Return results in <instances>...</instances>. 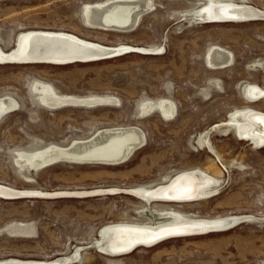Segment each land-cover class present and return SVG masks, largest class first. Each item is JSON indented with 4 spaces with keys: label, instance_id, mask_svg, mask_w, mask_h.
Listing matches in <instances>:
<instances>
[{
    "label": "rangeland",
    "instance_id": "obj_1",
    "mask_svg": "<svg viewBox=\"0 0 264 264\" xmlns=\"http://www.w3.org/2000/svg\"><path fill=\"white\" fill-rule=\"evenodd\" d=\"M110 1L0 2V37L6 50L26 31L67 32L107 46L164 48L159 55L127 52L91 63L0 65V96L11 94L21 103L19 111L0 123V184L46 194L121 190L79 198L0 197V260L51 261L79 250L71 264H264V223L241 222L226 231L171 238L119 257L98 248L103 227L149 222L141 213L146 204L126 189L207 170L211 161L222 171L216 194L185 204L159 202L158 208L207 219L264 218V147L257 149L232 132L221 133L234 112H264V99L248 103L241 90L245 84L264 89V69L255 67L264 62V20L191 24L180 14L192 9L189 0H151L155 8L133 32L88 27L86 6ZM249 4L264 10V0ZM215 47L232 54L230 67H209L208 55ZM36 82L52 85L63 96H112L120 103L50 110L32 94ZM163 99L175 103L174 119L139 113L143 103ZM131 126L140 128L147 142L123 165L63 163L37 172L16 165L18 151L67 147L105 129ZM200 134L207 136L203 146L196 143Z\"/></svg>",
    "mask_w": 264,
    "mask_h": 264
},
{
    "label": "bare ground",
    "instance_id": "obj_2",
    "mask_svg": "<svg viewBox=\"0 0 264 264\" xmlns=\"http://www.w3.org/2000/svg\"><path fill=\"white\" fill-rule=\"evenodd\" d=\"M3 1L9 0H0V2ZM189 1L193 3L192 9L182 11L180 14L183 17H189L190 20L186 21L191 24L225 21L241 23L264 20V10L250 5L249 0ZM154 8L155 6L151 0H113L103 4L87 5L84 10V20L86 25L92 29L129 33L136 30L144 16ZM3 44L4 41L0 37V65H67L75 58L91 60L89 61L91 63L116 58L127 52L161 54L164 50L160 45L144 48L123 44L107 46L82 39L67 32L52 31L23 32L16 37L12 47L7 50ZM207 62L212 69H225L233 64V56L231 53L215 47L209 52ZM255 67L264 69V62L256 63ZM241 90L244 100L248 103L254 104L264 99V89L258 85H241ZM32 94L35 95L36 100L43 107L50 110L68 107L93 109L106 105L114 106L120 103L119 99L112 96H91L85 98L63 96L52 85L42 82L33 84ZM20 109L21 103L13 95L4 94L0 96V123L7 116ZM154 112H158L164 119L170 121L174 119L177 107L171 100L163 99L161 101H147L139 109V113L143 117ZM229 117L226 122L227 126L222 129L221 133L228 134L232 132L239 139L250 141L257 149L264 147V112L255 109H245L234 112ZM146 142L145 133L137 127L105 129L97 132L88 140L74 141L67 147L49 145L38 150L18 151L15 161L18 168H27L32 172L41 171L63 163L119 166L127 163L138 150L146 145ZM196 143L201 146L206 144V134H202ZM210 164L211 168L207 170L186 171L175 176L165 177L163 182L156 185H141L126 189V193L133 195L146 204L142 207L141 213L145 215L149 222L144 225L118 223L103 227L100 231V238L96 241L98 248L106 255L119 257L130 254L139 247L150 248L171 238L226 231L241 222L264 223V218L246 215L207 219L173 208H158L159 202L185 204L216 194L217 188L222 182L220 176L222 171L219 169L220 167H216L214 161H211ZM25 179L31 181L29 176H25ZM120 192L121 190L113 188L91 192L64 191L46 194L36 190H18L0 184V197L6 199L43 196H73L79 198L103 193L115 195ZM152 203H157V205L153 206V210L149 208ZM155 216L158 217L155 218ZM78 251L73 253V255L70 254L71 256L59 257L46 262L8 259L0 260V264H71L78 259ZM108 263L116 264V261L109 260Z\"/></svg>",
    "mask_w": 264,
    "mask_h": 264
},
{
    "label": "water",
    "instance_id": "obj_3",
    "mask_svg": "<svg viewBox=\"0 0 264 264\" xmlns=\"http://www.w3.org/2000/svg\"><path fill=\"white\" fill-rule=\"evenodd\" d=\"M91 60H86V59H80V58H75L73 61H71L69 64L72 63H89ZM135 250V249H134ZM133 251V250H132ZM32 262V261H31ZM41 262H46V261H41Z\"/></svg>",
    "mask_w": 264,
    "mask_h": 264
}]
</instances>
